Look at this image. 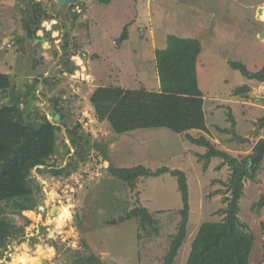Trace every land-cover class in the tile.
Listing matches in <instances>:
<instances>
[{"label":"rangeland","instance_id":"374dc122","mask_svg":"<svg viewBox=\"0 0 264 264\" xmlns=\"http://www.w3.org/2000/svg\"><path fill=\"white\" fill-rule=\"evenodd\" d=\"M57 1L0 0V73L11 78L0 106L12 98L21 119L39 124L46 118L59 128L54 155L38 167L41 172L31 171L34 208L19 216L0 204L13 225L0 245V264H74L76 253L87 254L91 264H162L181 221V194L169 173L140 178L131 190L108 172L110 166L139 165L186 175L187 236L174 261L186 264L199 226L225 216L232 169L222 159H211L204 168L200 156L206 150L185 134L166 129L114 134L99 122L90 97L100 87L157 92L154 50L164 49L170 35L198 40L197 82L208 133L188 135L204 136L238 163L253 158L264 142V82L246 79L229 63H241L252 73L264 66V21L256 18L264 0H76L81 13L61 17L52 27ZM36 15L40 23L32 28L45 43L26 37L24 24ZM124 29L128 39L121 41ZM240 87L246 91L235 95ZM257 163L255 180L243 179L238 214L254 237L250 264H264V207H256L264 197V156ZM60 169L61 175L52 173ZM139 205L156 213L158 235L146 243L137 241L135 220L106 224Z\"/></svg>","mask_w":264,"mask_h":264},{"label":"trees","instance_id":"16d2710c","mask_svg":"<svg viewBox=\"0 0 264 264\" xmlns=\"http://www.w3.org/2000/svg\"><path fill=\"white\" fill-rule=\"evenodd\" d=\"M94 1L100 4L110 3V0ZM33 18L24 24L29 39L36 38L38 29H33L32 26L40 23L39 17ZM127 39L128 31L124 29L121 41ZM166 42L164 49L154 53L159 79L157 92L100 87L91 95L90 104L94 107L99 122L109 125L116 135L139 130L166 129L176 135L185 134L191 144L206 150L205 154L200 156V159L205 161L204 168L211 159L227 162L233 172L230 182L231 198L227 208L223 210L225 216L221 222H206L199 226L186 264H250L254 237L247 226L239 221V201L243 196V179L247 177L254 181L259 163L244 170V166H250L249 163H238L225 151L217 149L204 136L192 138L188 135L192 131L208 133L203 94L197 82V61L201 45L198 40L181 39L171 35L167 37ZM67 46L66 41L64 48ZM229 65L248 80L264 82V66L260 71L252 73L241 63L230 62ZM69 72L72 73L73 70ZM10 87V76L0 73V93H6ZM245 91V87H240L234 94L240 95ZM10 99L9 103L0 106V204H7L13 212L21 216L22 212L34 208L31 171L37 168V171L41 172L38 167L45 166L54 155L56 131H59V128L46 118L39 124L20 120L23 114L19 105L17 101ZM228 118L233 124L231 115ZM260 123L264 124V119H261ZM103 154L108 161L104 152ZM63 171L64 169L52 170V173L58 176ZM108 172L123 181L131 190L135 189L140 178L159 177L169 173L177 180L183 206L180 212L181 221L176 234L171 238L170 247L162 263L174 264L187 236L189 196L186 175L182 171L166 167L154 171L142 165L129 169L110 166ZM256 207H264V197ZM155 214L139 205L111 216L106 224L115 226L135 220L137 241L146 243L158 235ZM4 215L5 210L0 207V245H3L13 229V225ZM76 254L77 260L74 264H91L87 254Z\"/></svg>","mask_w":264,"mask_h":264},{"label":"water","instance_id":"95a60500","mask_svg":"<svg viewBox=\"0 0 264 264\" xmlns=\"http://www.w3.org/2000/svg\"><path fill=\"white\" fill-rule=\"evenodd\" d=\"M66 1H67L69 4H71V5L69 6V10H70L71 15L74 16L75 13L71 10V9L73 8L72 3L74 2V0H59V1H58V4H59V6L63 7V6H65ZM263 9H264V6H263V7H258V9H257L256 18H257L258 20H260L261 13H262V10H263ZM260 39H261L262 41L264 40V33H262V34L260 35ZM44 40H46V39H45V38L40 39V40L36 39V40H34V42H35V43H37V42H43ZM81 57H83V55H81ZM20 120H21V118H20ZM54 120H55V121H59V115H58V114H56V115L54 116ZM58 133H59V131H56V134H58ZM255 154H256L255 157H254L253 159H251V161H250V166H251V168H253V167L255 166V164H256L257 162H259V161L262 159V156H263V154H264V142H260V143L257 145V147L255 148ZM41 210H43V209H41Z\"/></svg>","mask_w":264,"mask_h":264},{"label":"flooded vegetation","instance_id":"af4514ba","mask_svg":"<svg viewBox=\"0 0 264 264\" xmlns=\"http://www.w3.org/2000/svg\"><path fill=\"white\" fill-rule=\"evenodd\" d=\"M59 1V0H58ZM58 1H57V7H55L54 9H57V15L58 16H56V19H52V21H54L55 23L54 24H52V27L54 26H56V24H58L57 23V19H60L61 17L63 18V17H69V18H72V15H71V13H70V10H69V6L71 5V4H69L67 1H66V4H65V6H63V7H61V6H59V4H58ZM72 5H73V8L71 9L74 13H75V15H76V13L77 14H80L81 13V10H80V12L78 11V5H77V3H76V0H74V2L72 3ZM65 11V14H63L61 11ZM36 17H38V15H36ZM34 19V18H33ZM26 37H27V32H26ZM20 50L23 52V53H25L24 52V47L23 46H20ZM34 54V53H33ZM35 55H36V53H35ZM57 114V112H53V114H52V116H55ZM60 118V117H59ZM256 155V154H255ZM263 156H264V154H263ZM263 156H262V158H263ZM255 157V156H254ZM253 157V158H254ZM253 158H248V160H245V162L246 163H249L250 164V161H251V159H253Z\"/></svg>","mask_w":264,"mask_h":264},{"label":"crops","instance_id":"0c3cea01","mask_svg":"<svg viewBox=\"0 0 264 264\" xmlns=\"http://www.w3.org/2000/svg\"><path fill=\"white\" fill-rule=\"evenodd\" d=\"M32 19H33V17H32ZM37 33V32H36ZM73 37H75V35H74V33H73ZM36 39H43V37H41V36H36V38H35V40ZM44 43V42H43ZM157 49H155L154 50V53H155V51H156ZM86 54V53H85ZM82 58H86V57H82ZM41 60H42V58H40ZM48 59V58H47ZM44 60V59H43ZM155 63V62H154ZM32 67H34L33 68V70L35 69V66L34 65H32ZM155 69H156V67H155ZM158 80V82H159V79H157ZM158 89H159V83H158V87H157Z\"/></svg>","mask_w":264,"mask_h":264},{"label":"bare ground","instance_id":"6f19581e","mask_svg":"<svg viewBox=\"0 0 264 264\" xmlns=\"http://www.w3.org/2000/svg\"><path fill=\"white\" fill-rule=\"evenodd\" d=\"M260 21H264V9L262 10V13H261V17H260ZM44 43L46 42L45 40L43 41ZM42 42V43H43ZM80 60V59H79ZM81 63V62H80ZM79 63V65H80Z\"/></svg>","mask_w":264,"mask_h":264},{"label":"built area","instance_id":"2783aa9c","mask_svg":"<svg viewBox=\"0 0 264 264\" xmlns=\"http://www.w3.org/2000/svg\"><path fill=\"white\" fill-rule=\"evenodd\" d=\"M47 25V24H46ZM43 29H45L46 31H50L49 28H46L44 25H42ZM40 32V31H39Z\"/></svg>","mask_w":264,"mask_h":264},{"label":"clouds","instance_id":"9594fccd","mask_svg":"<svg viewBox=\"0 0 264 264\" xmlns=\"http://www.w3.org/2000/svg\"><path fill=\"white\" fill-rule=\"evenodd\" d=\"M49 121V120H48Z\"/></svg>","mask_w":264,"mask_h":264}]
</instances>
